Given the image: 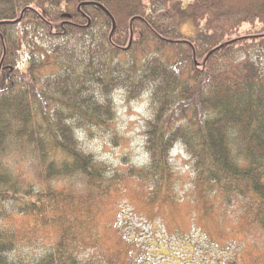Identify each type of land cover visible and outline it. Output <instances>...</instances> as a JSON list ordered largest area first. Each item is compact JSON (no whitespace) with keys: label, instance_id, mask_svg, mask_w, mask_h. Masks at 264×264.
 <instances>
[{"label":"trees","instance_id":"16d2710c","mask_svg":"<svg viewBox=\"0 0 264 264\" xmlns=\"http://www.w3.org/2000/svg\"><path fill=\"white\" fill-rule=\"evenodd\" d=\"M149 88L146 159L118 170L87 141L117 143L114 93ZM128 188L156 212L140 241L104 218ZM179 204L181 223L164 212ZM235 207L238 231L264 236V0H0V264H151V248L184 254L186 241L207 252L232 244Z\"/></svg>","mask_w":264,"mask_h":264},{"label":"rangeland","instance_id":"374dc122","mask_svg":"<svg viewBox=\"0 0 264 264\" xmlns=\"http://www.w3.org/2000/svg\"><path fill=\"white\" fill-rule=\"evenodd\" d=\"M182 1L183 3H186L189 0ZM181 30L182 32H185L188 35L195 34V32H193V27L190 26L188 23H184L181 26ZM22 56L25 57V55ZM140 97L141 96H139V98L128 101L124 98L123 93L117 91L114 93L117 112V118H115V122L117 125L116 129L119 135L117 143H115L114 141L111 142L109 139L104 138H96L95 140L87 141L88 148H90L93 152H96L98 158L106 160L111 164H114L118 170L123 169L120 165L122 162V157H125L126 161L128 160L129 164H141L142 162H144V159H146V154L144 151V137L142 135L145 117L135 111V108L140 102ZM172 155L175 156L179 166L185 165V159L183 158L184 156H181L177 152ZM187 169L188 168L185 167L184 171H186ZM130 188L126 189L125 193H123V198H119L122 199V202H119L120 206L117 207V213L121 211V214L117 216L115 209L114 213H109L105 215L104 218H108V220H118L120 224H123L126 221V224L129 225V227H127L126 229L124 228L122 230L123 234H131L135 240L140 241L141 239H144L143 234L148 233L150 228H154L151 227L149 223H147L146 219L149 217L152 219L156 212H153L154 207H151L147 213V216H144V212H142L143 210L141 207V203L140 205L137 204V201H139V197L137 193L131 192ZM134 195L136 197H134ZM134 200H136V202ZM188 200L190 201V205H194V203L196 202V199L193 194H190V198ZM186 209L187 207L185 206L184 208V204H179L173 208L166 207L164 212H167L166 218L170 217L173 221L176 220L178 223H181L180 217L186 216L184 214L186 212ZM239 213L240 210L237 207L232 208L228 211V216L224 218L226 229L223 235L225 236V240L233 239V242L227 247H224V244H222L220 248L215 247V251H217V253L214 252V256L210 253L213 249H215L214 247H207L208 251L202 252L200 247H194V242L186 241L187 246L184 247L186 248L184 250V254L180 253L181 251L179 249H174L176 252L173 253V251H170L173 249L169 250L166 247L151 248L153 249V254H155L156 257H151L149 259V262L151 264H198L195 261L197 258L198 262L204 264H251L252 260H247L246 258L243 259V256L248 255L250 253L251 255H255L258 253V251L264 252V240L261 241L262 239H264V236L258 230H254L256 228L253 226H251L253 228L247 227L246 231H238L242 225V223L236 217ZM215 214L216 216H218L217 211H215ZM183 219L184 221H186V224L189 225V222L187 221L188 219ZM187 226H183L182 229L187 230ZM205 230L207 233L210 234V237H217V235H215L216 231L212 227H206ZM51 232L52 230L48 233ZM44 233L46 234L47 232ZM201 239L205 241L206 238ZM239 239H241V242L238 241ZM134 242L135 241H133V243ZM160 243L161 242L156 241L155 245H160ZM201 248L205 249L206 247L205 245H201ZM163 253L165 255H162ZM204 254L207 256H204ZM211 256H213V259L211 258ZM206 257H209L210 259H207ZM219 259L223 260L218 261Z\"/></svg>","mask_w":264,"mask_h":264},{"label":"clouds","instance_id":"9594fccd","mask_svg":"<svg viewBox=\"0 0 264 264\" xmlns=\"http://www.w3.org/2000/svg\"><path fill=\"white\" fill-rule=\"evenodd\" d=\"M116 91L123 93V89H117ZM150 95H151V89L150 88L143 91L141 93L140 102H139L138 106L135 108V111L140 113L145 118H150V112L147 110ZM76 134H77L78 138H83V133L80 132L79 130H77ZM178 151H181L179 144H177V146H175L173 148L172 152H173V154H175Z\"/></svg>","mask_w":264,"mask_h":264}]
</instances>
